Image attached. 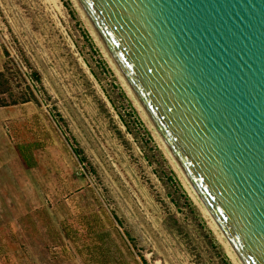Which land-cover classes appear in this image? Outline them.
<instances>
[{"label":"rangeland","instance_id":"obj_1","mask_svg":"<svg viewBox=\"0 0 264 264\" xmlns=\"http://www.w3.org/2000/svg\"><path fill=\"white\" fill-rule=\"evenodd\" d=\"M1 72L0 264H231L70 0H0Z\"/></svg>","mask_w":264,"mask_h":264},{"label":"water","instance_id":"obj_2","mask_svg":"<svg viewBox=\"0 0 264 264\" xmlns=\"http://www.w3.org/2000/svg\"><path fill=\"white\" fill-rule=\"evenodd\" d=\"M231 264H264V0H70Z\"/></svg>","mask_w":264,"mask_h":264},{"label":"crops","instance_id":"obj_3","mask_svg":"<svg viewBox=\"0 0 264 264\" xmlns=\"http://www.w3.org/2000/svg\"><path fill=\"white\" fill-rule=\"evenodd\" d=\"M19 158L17 148L12 143L4 122H0V171L7 165L16 164Z\"/></svg>","mask_w":264,"mask_h":264},{"label":"trees","instance_id":"obj_4","mask_svg":"<svg viewBox=\"0 0 264 264\" xmlns=\"http://www.w3.org/2000/svg\"><path fill=\"white\" fill-rule=\"evenodd\" d=\"M6 80H7V77H6L5 73L1 72V73H0V82H1L3 85L0 84V88H1L0 90H2L3 87L9 85V83H8ZM7 90H8V89H3L2 92H7ZM16 105H17V103L14 102V103H12L11 105H9L8 103H4L2 106H3V107H8V106H16Z\"/></svg>","mask_w":264,"mask_h":264}]
</instances>
